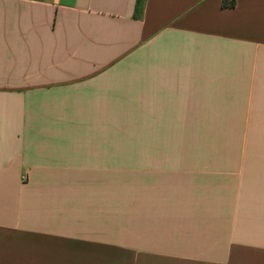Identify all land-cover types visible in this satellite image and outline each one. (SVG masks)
Segmentation results:
<instances>
[{"label":"crops","instance_id":"crops-1","mask_svg":"<svg viewBox=\"0 0 264 264\" xmlns=\"http://www.w3.org/2000/svg\"><path fill=\"white\" fill-rule=\"evenodd\" d=\"M0 0V264H264V0Z\"/></svg>","mask_w":264,"mask_h":264},{"label":"trees","instance_id":"trees-1","mask_svg":"<svg viewBox=\"0 0 264 264\" xmlns=\"http://www.w3.org/2000/svg\"><path fill=\"white\" fill-rule=\"evenodd\" d=\"M145 0H137L136 2V9H135V17L139 18L142 15L143 8H144ZM236 0H223L222 6L224 8H232L235 6Z\"/></svg>","mask_w":264,"mask_h":264}]
</instances>
